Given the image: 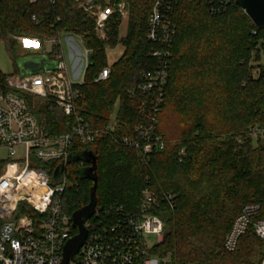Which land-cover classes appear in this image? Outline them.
<instances>
[{
	"label": "trees",
	"instance_id": "trees-1",
	"mask_svg": "<svg viewBox=\"0 0 264 264\" xmlns=\"http://www.w3.org/2000/svg\"><path fill=\"white\" fill-rule=\"evenodd\" d=\"M130 7L127 34L119 39L120 17L108 24L106 40L94 33V22L75 8V0H0V40L11 55L18 38L84 33L94 49L77 113L94 127L111 120L119 100L118 134H131L145 119L139 105L145 94L138 90L144 73L160 64L151 52L159 45L148 39V18L156 0H125ZM169 12L177 33L169 46L168 82L158 114V131L170 142L142 163L140 152L102 137L83 145L96 156L98 204H116L137 210L143 189L161 199L155 210L165 221L163 239L154 253L171 264H262L263 241L250 225L234 251L225 240L234 220L246 205H258L252 221L264 219V144H255L254 127L264 128V56L252 63L258 41L264 55V29L231 0L226 11L212 14L209 0H172ZM35 16V18H34ZM122 43L124 51L113 63L106 47ZM259 47V46H258ZM261 54L257 59H260ZM105 66L108 79H95ZM0 72V84H6ZM50 133L67 130L69 118L54 101L38 110ZM185 155L181 156V150ZM83 163V164H82ZM4 161H0V173ZM55 173L58 164L40 163ZM89 163L66 166L69 182L62 200L70 215L87 205L94 182L81 179L79 170ZM110 168L116 170L112 172ZM172 195L168 200L166 196Z\"/></svg>",
	"mask_w": 264,
	"mask_h": 264
},
{
	"label": "built area",
	"instance_id": "built-area-1",
	"mask_svg": "<svg viewBox=\"0 0 264 264\" xmlns=\"http://www.w3.org/2000/svg\"><path fill=\"white\" fill-rule=\"evenodd\" d=\"M50 2L55 4L56 0ZM75 2V8L93 20L94 33L100 40L107 39L108 24L114 15L124 19L128 14L125 0ZM230 2L209 0V10L212 14L222 13ZM172 8V0H156L149 14L148 39L159 45L151 54L160 64L144 73V81L138 87L145 94L139 105L145 121L131 134H118L117 119L111 118L104 126L94 127L77 113V101L82 96L80 86L93 60L94 49L86 40L90 33L19 37L31 42L32 47H44L56 66L46 67L44 59L39 71H22L8 76L5 85L0 84V149H6L11 155L16 154L18 147L24 149L20 159L4 161L0 173V264H64L66 244L78 233V228L73 227V214L65 212L62 200L69 176L64 174L57 182L49 172L50 167L44 168L40 163L67 162L72 152L82 151L83 145L93 144L102 137L112 138L117 145L140 152L142 163L148 162L153 153L167 148L170 142L158 131V114L169 76V46L177 33V25L169 14ZM72 35L81 38L82 50L71 42ZM63 37L68 38V52L73 50V58L79 62L77 66H72L66 56ZM110 73L111 67L105 66L95 81L108 79ZM34 97L56 103L69 118L65 132L50 133L42 126L37 115L39 109L31 99ZM262 130L254 127L251 134L257 136ZM180 155H185L184 149ZM166 198L170 200L173 196L170 194ZM161 205V199L149 187L143 189L140 205L134 211L116 204H97L85 223L87 239L67 264H171L154 253L146 240V235H157L159 242L163 239L165 221L155 212ZM258 207L246 205L236 217L225 240L227 250L236 249L250 225H254L264 245V219L252 221Z\"/></svg>",
	"mask_w": 264,
	"mask_h": 264
},
{
	"label": "rangeland",
	"instance_id": "rangeland-1",
	"mask_svg": "<svg viewBox=\"0 0 264 264\" xmlns=\"http://www.w3.org/2000/svg\"><path fill=\"white\" fill-rule=\"evenodd\" d=\"M127 17L126 18H120V24H119V39L124 38L127 34L128 30V24H129V19L131 17L130 13V7L129 4L127 3ZM70 38V37H69ZM71 42L75 43V45L78 47V49L82 50V44H80V37L76 35H72L71 37ZM68 38L63 37L62 38V43L64 45L65 53L66 56L69 57V52H68V44H67ZM19 42V49L17 54L11 55L6 47V42L4 40H0V72L4 74L5 76H12L14 74H17L19 72H22L24 68V64L28 61H33V62H40L43 59H46V67L48 68H54L56 66V61L51 58V56L46 52L44 47H38V46H33V44L29 41H22V39L18 38ZM260 41H258L256 51L253 53L252 56V63H262L263 62V53L262 50H260ZM259 46V47H258ZM108 51V60L110 63H113L116 61L123 53L124 47L122 43H118L116 47L110 48ZM259 54H261L260 59H257L259 57ZM78 57V56H76ZM83 71V70H82ZM34 100L36 107L40 110V107L45 103L44 99H40L39 97H34L31 98ZM120 107V101L118 100L115 104V110L112 114V120L117 119V114L119 111ZM255 139V144L261 143L264 144V128L262 132L257 135L253 136ZM257 139H259L258 143L256 142ZM24 149L22 147H18L16 149V154L11 155L6 149L2 148L0 149V161H6L9 158L13 159H20L21 156L23 155ZM83 164V163H82ZM110 170L114 173H116V170L110 168ZM70 170H66V176H70ZM154 191V190H153ZM155 192V191H154ZM157 194V193H156ZM158 195V194H157ZM146 240L149 242V245L152 248H155L159 244V239L157 235H146ZM165 262L169 263L170 258L169 257H164Z\"/></svg>",
	"mask_w": 264,
	"mask_h": 264
},
{
	"label": "water",
	"instance_id": "water-1",
	"mask_svg": "<svg viewBox=\"0 0 264 264\" xmlns=\"http://www.w3.org/2000/svg\"><path fill=\"white\" fill-rule=\"evenodd\" d=\"M236 3L246 12L259 29H264V0H236ZM44 62V59L41 62L28 61L24 64L22 71L26 72L29 69L33 72H37L43 68ZM97 160L98 156L92 151L72 152L67 162L59 164L54 173V178L58 182L63 178L67 164L75 161H83L90 165L80 168L79 173L81 179L87 178L94 182L90 192L89 203L75 211L72 215L73 227L78 228V233L66 244L64 251V264H67L70 259L76 257L79 249L85 243L88 236V230L85 223L93 215L98 204L97 190L99 179L96 173Z\"/></svg>",
	"mask_w": 264,
	"mask_h": 264
},
{
	"label": "crops",
	"instance_id": "crops-1",
	"mask_svg": "<svg viewBox=\"0 0 264 264\" xmlns=\"http://www.w3.org/2000/svg\"><path fill=\"white\" fill-rule=\"evenodd\" d=\"M73 53V50H69L70 63L72 66H77L79 62L76 58H73Z\"/></svg>",
	"mask_w": 264,
	"mask_h": 264
}]
</instances>
